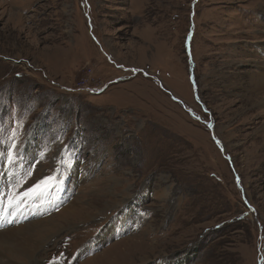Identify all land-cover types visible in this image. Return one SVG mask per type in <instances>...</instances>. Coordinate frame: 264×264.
<instances>
[{"label": "rangeland", "instance_id": "obj_1", "mask_svg": "<svg viewBox=\"0 0 264 264\" xmlns=\"http://www.w3.org/2000/svg\"><path fill=\"white\" fill-rule=\"evenodd\" d=\"M259 71L264 0H0V264H264Z\"/></svg>", "mask_w": 264, "mask_h": 264}, {"label": "bare ground", "instance_id": "obj_2", "mask_svg": "<svg viewBox=\"0 0 264 264\" xmlns=\"http://www.w3.org/2000/svg\"><path fill=\"white\" fill-rule=\"evenodd\" d=\"M245 82H248L247 83L248 86L246 87L247 92L245 94L247 100L252 101V103L257 101L255 103L256 106H261L263 108L260 111H258L257 113L255 112L254 115L252 114L254 116L253 118L261 119V121H257L256 126L254 127V133L253 134H255V135H254L253 139L255 142L253 145V150L250 153L251 164H253V166L255 168H258L257 165H259V167H264V104L259 103L260 101L264 102L263 101L264 100V72L259 71L257 73L249 74L248 77L245 79ZM252 108H254V107H252ZM221 131L222 130L218 131L217 133H219V136L224 143V146L226 148L225 150H228L230 147L229 137L226 134H224L223 131L222 132ZM232 160H233L234 165L236 167L235 159L233 158V156H232ZM14 209H13V207H10L6 211L8 213L7 215L3 214L2 216H0V224L2 223V221H8V220H10V218H12L13 213L15 212ZM20 221L21 220L19 218L16 219V217H15L11 223H15V225H16L17 223H20ZM51 221L52 220H50L48 223H51ZM34 250L32 247H29V255Z\"/></svg>", "mask_w": 264, "mask_h": 264}, {"label": "snow or ice", "instance_id": "obj_3", "mask_svg": "<svg viewBox=\"0 0 264 264\" xmlns=\"http://www.w3.org/2000/svg\"><path fill=\"white\" fill-rule=\"evenodd\" d=\"M17 145L15 143L12 144L10 147L8 153H7V159L9 163H14V161L18 158L19 153L13 152L12 149L16 148ZM0 155H3L0 153ZM32 174V168L30 167L26 173V176L24 179L19 181L17 184L13 185V188L10 192L6 193L7 196L11 197L13 193H15L16 196H21L23 198H30L38 195H43L44 193L51 190L52 187L55 186V184H49L48 182L53 180L52 176H46L42 179L35 182L31 187H29L24 192H19L18 189L22 188L24 184L27 182V177H30ZM58 183V181H56ZM20 201L16 199H9L8 202H5L4 197L0 196V214L7 215L8 213L5 211L6 208L13 207L17 205Z\"/></svg>", "mask_w": 264, "mask_h": 264}]
</instances>
